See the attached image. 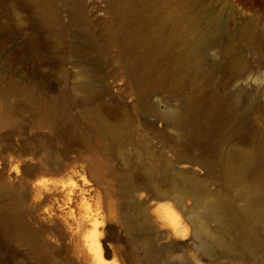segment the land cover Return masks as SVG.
<instances>
[{"label":"rangeland","instance_id":"obj_1","mask_svg":"<svg viewBox=\"0 0 264 264\" xmlns=\"http://www.w3.org/2000/svg\"><path fill=\"white\" fill-rule=\"evenodd\" d=\"M146 2L139 15L109 0H0V264H264V225L262 241L207 248L171 209L186 179L219 189L208 164L211 146L226 141L221 99L236 98L264 142V0ZM200 2L220 29L218 43L195 51ZM90 44L100 51L93 74ZM95 111L119 130L115 141L96 131ZM180 112L218 135L186 138L172 120ZM143 166L150 188L139 184ZM132 201L148 212V235L128 223Z\"/></svg>","mask_w":264,"mask_h":264},{"label":"bare ground","instance_id":"obj_2","mask_svg":"<svg viewBox=\"0 0 264 264\" xmlns=\"http://www.w3.org/2000/svg\"><path fill=\"white\" fill-rule=\"evenodd\" d=\"M111 4L128 13H139L141 15L146 8V0H109ZM201 12L195 17V22L200 25V32L194 46L195 51H200L207 46L218 43V32L220 22L210 17L205 7V2L199 3ZM82 38L91 37L88 24L80 20ZM237 35V33H236ZM233 33V38L236 36ZM137 34L126 35L124 42L127 47H136L138 42ZM254 41V36H250ZM100 56L99 49L90 44L89 49L83 54L85 60V71L93 74L95 64L97 65ZM219 63L214 65L210 72H215ZM79 88L85 95L90 97L93 93L92 83L89 80H82ZM220 110L227 116V126L225 132L226 141L222 146L214 143L211 146L212 157L209 160V174L219 181V189L213 191L198 190L202 188L201 180L186 179L182 182V192L171 207L174 215L178 216V211L189 216L190 223L193 225V231L198 241L207 248L214 246L241 245L243 242L262 241L261 235L263 223H259L264 215V142L255 140L256 135L250 130L247 113L240 109L238 101L234 97H226L220 101ZM96 119V131L104 135L109 141H115L119 136V130L110 125L99 112H94ZM172 120L177 122L183 129V136L186 138H202L206 141L213 140L218 131L211 126H204L199 116L194 113H176ZM259 138V137H258ZM255 140V146L246 154L245 160L240 161V155L248 144ZM234 145L235 148L230 149ZM141 171L142 181L140 185L150 188L144 176L153 174L144 168ZM243 184L238 190L236 198L230 195V191L237 185ZM186 188L190 191L184 192ZM181 188L175 191H166L161 196L169 198ZM5 190L0 189V194ZM184 192V193H183ZM241 198L244 201L242 206H237L235 200ZM193 200L194 205H187L188 199ZM18 212H21L20 204L17 205ZM178 210V211H177ZM193 214V215H192ZM126 217L132 229L137 228L142 235L150 233L151 220L144 206H138L135 202L130 203V209L126 212ZM96 225V223H94ZM129 227V228H130ZM180 231V232H179ZM175 234L181 233L185 236L189 234L190 228L184 226L182 229L174 226ZM94 243V242H93ZM90 245V250L97 254V246ZM199 257V256H198ZM61 264H71L69 261Z\"/></svg>","mask_w":264,"mask_h":264}]
</instances>
